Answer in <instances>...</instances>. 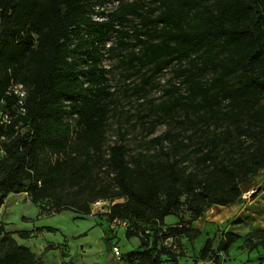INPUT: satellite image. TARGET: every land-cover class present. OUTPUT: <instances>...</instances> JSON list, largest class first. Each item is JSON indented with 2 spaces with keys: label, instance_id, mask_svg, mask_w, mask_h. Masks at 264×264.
<instances>
[{
  "label": "trees",
  "instance_id": "trees-1",
  "mask_svg": "<svg viewBox=\"0 0 264 264\" xmlns=\"http://www.w3.org/2000/svg\"><path fill=\"white\" fill-rule=\"evenodd\" d=\"M130 17L137 21L131 31ZM112 35L110 51L138 47L122 63L147 67L142 85L187 61L178 69L187 94L158 108L194 117L179 122L192 130L186 143L169 133L153 138L156 154L128 158L118 129L104 154L112 175L105 188L94 184V170L104 158L113 96L99 61ZM11 84L24 87L23 113L7 93ZM0 113L9 118L0 124V208L21 193L33 205L47 201L49 215H88L97 200H121L105 216L125 223L126 240H138L129 253L134 264L174 261L164 243H194L201 232L192 223L235 203L240 184L264 170V0H0ZM170 216L177 223L165 227ZM4 227L0 264L39 263ZM238 239L230 231L215 245L206 238L200 261L221 264Z\"/></svg>",
  "mask_w": 264,
  "mask_h": 264
},
{
  "label": "rangeland",
  "instance_id": "rangeland-1",
  "mask_svg": "<svg viewBox=\"0 0 264 264\" xmlns=\"http://www.w3.org/2000/svg\"><path fill=\"white\" fill-rule=\"evenodd\" d=\"M136 23V19L130 17L125 23L126 29L131 31ZM114 45L115 37L112 35L105 42L99 61L109 92L113 93L108 102L103 155L106 154L107 147L117 140L118 129L126 134L124 144L128 149V158L138 154H156L158 148L150 142L166 133L173 136V140L181 138L186 143L192 130L179 122L184 120L185 116L193 118L194 112L175 108L168 115H164L158 107L161 104L173 103L179 95L187 94L183 78L178 75L180 67L188 68L187 61L181 65L173 64L142 85L147 80V67L136 70L122 63V60L127 59L131 52L137 51L138 47L133 50L128 48L110 51L108 48ZM209 78L210 75H207L204 80ZM140 85L142 87L138 91ZM226 127L228 124L224 122L218 130ZM211 129L212 127L209 130ZM193 140L196 141L197 136ZM168 144L167 141L163 142L165 148ZM105 158L104 155L95 167L94 184L109 188L112 175L105 169ZM240 189L242 192H256L248 202L240 196L219 215L221 218L229 216L226 225L233 228L239 237V240L230 246L227 254L220 255L221 264H264V195H261L264 190V170L242 182ZM91 205L88 215L73 211L49 215L53 208L47 201L33 205L25 193L10 194L0 208V222L4 224L6 233L18 244L28 247L35 254L39 259L37 264H134L129 253L138 246V240H126L125 227L116 225L112 228L104 208L98 210ZM219 213L217 212V215ZM186 216L184 210H181L177 218L184 219ZM171 220H176L174 224L177 223L175 217L166 219L167 222ZM23 232L29 234L28 238H21L20 234ZM221 232L219 228L214 232V245ZM204 240L205 237L201 236L196 243L190 245L186 242L180 245L178 241H173L174 247H171L170 251L175 259L170 261L162 257V264H212L199 259L198 244L202 245ZM112 248H117L120 260L116 259Z\"/></svg>",
  "mask_w": 264,
  "mask_h": 264
},
{
  "label": "built area",
  "instance_id": "built-area-1",
  "mask_svg": "<svg viewBox=\"0 0 264 264\" xmlns=\"http://www.w3.org/2000/svg\"><path fill=\"white\" fill-rule=\"evenodd\" d=\"M7 93L9 95H13L16 97V100H17L16 104L18 106V111L20 113H23L24 112L23 102H24V98L26 95L24 87L21 84H11L8 87ZM8 122H9L8 116L4 113H0V124L1 123H8ZM255 192H256V190H249V191L243 192L241 194V199L244 200L245 202H248L250 200L251 196L255 194ZM120 201L121 200H114V201L97 200L94 203H92L91 207L97 208L98 210L104 208L105 213H107L110 206H112L116 203H119ZM110 224H111L112 228L116 225H119L121 227L126 226L124 222L117 220V219L113 220ZM164 245L167 247H174V246H172V243L170 241H166L164 243ZM112 251H113V254L115 255L116 259L120 260V256H119V252H118L117 248H112Z\"/></svg>",
  "mask_w": 264,
  "mask_h": 264
},
{
  "label": "crops",
  "instance_id": "crops-1",
  "mask_svg": "<svg viewBox=\"0 0 264 264\" xmlns=\"http://www.w3.org/2000/svg\"><path fill=\"white\" fill-rule=\"evenodd\" d=\"M242 193L243 192L241 190V194ZM261 195H264V190L262 191ZM225 208H227V207L213 206V207L209 208L202 216H200L196 221H194L192 223V228L200 231L201 232L200 237L204 236L205 239L206 238H212L213 234L217 228H219L222 232L230 231V232L236 234L234 232L233 228H230L229 225H226V222L228 221L229 216L228 217L226 216V218H221L219 216L221 214V211L225 210ZM217 212H220V213L217 215ZM166 219L167 218L164 219L165 227L175 225L174 223L176 220L175 221L171 220V221L167 222ZM223 224H224V226H223ZM197 240L194 243H196ZM187 245H190V243H187ZM198 245H199V247H201L200 244H198Z\"/></svg>",
  "mask_w": 264,
  "mask_h": 264
}]
</instances>
